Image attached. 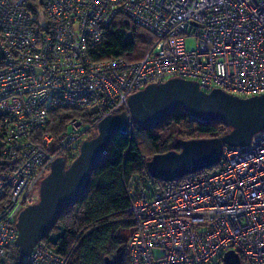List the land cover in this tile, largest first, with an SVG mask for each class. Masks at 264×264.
<instances>
[{
  "label": "built area",
  "instance_id": "built-area-1",
  "mask_svg": "<svg viewBox=\"0 0 264 264\" xmlns=\"http://www.w3.org/2000/svg\"><path fill=\"white\" fill-rule=\"evenodd\" d=\"M30 1L0 0V264L51 162L101 117L126 109L130 93L171 77L206 92H264V0H41L42 18ZM117 13L153 33L149 47L134 60L92 59L88 47ZM58 107L79 114L54 141L37 131ZM126 194L130 264H210L230 249L245 264H264V128L247 144L224 145L212 169L172 181L147 173ZM23 262L67 258L39 240Z\"/></svg>",
  "mask_w": 264,
  "mask_h": 264
},
{
  "label": "water",
  "instance_id": "water-1",
  "mask_svg": "<svg viewBox=\"0 0 264 264\" xmlns=\"http://www.w3.org/2000/svg\"><path fill=\"white\" fill-rule=\"evenodd\" d=\"M182 107L198 122H221L228 130L220 135L177 138L175 146L153 153L146 161L147 173L162 181L217 164L224 145L247 144L251 135L264 128V92L241 97L219 88L206 92L196 81L171 77L149 83L127 96V108L101 117L96 133L83 138L76 155L67 161L57 156L38 183V198L17 214L14 245L19 264L37 241L54 225L62 208L72 205L87 186L91 167L99 162L116 132L127 133L131 122L148 128L165 120ZM105 256V260H107ZM215 264H241L235 250H226Z\"/></svg>",
  "mask_w": 264,
  "mask_h": 264
},
{
  "label": "trees",
  "instance_id": "trees-1",
  "mask_svg": "<svg viewBox=\"0 0 264 264\" xmlns=\"http://www.w3.org/2000/svg\"><path fill=\"white\" fill-rule=\"evenodd\" d=\"M30 2L33 12L41 17V0ZM126 31H130V34L126 35ZM102 36L100 43L88 47L89 55L94 60L111 56L137 59L153 39L149 29L134 24L119 13L103 28ZM78 114L79 111L71 107L53 108L49 110L47 123L37 133L47 131L54 141H58L69 130L68 120ZM170 126L173 129H169ZM227 130L228 127L221 122L202 123L190 118L182 107L148 128H140L136 122H131L127 133L116 132L112 135L102 159L90 169L86 188L72 205L62 208L42 241L56 254L65 256L67 264H130L126 241L134 221L128 211L126 188L135 177L147 174L145 161L155 152L173 148L179 137L220 135ZM95 133L96 125L85 137ZM79 143L72 146L67 160L76 155ZM209 169L212 167L199 171ZM18 256L13 244L9 246L4 263L17 264ZM240 260L241 264H245L241 256ZM19 264H24L23 259Z\"/></svg>",
  "mask_w": 264,
  "mask_h": 264
},
{
  "label": "rangeland",
  "instance_id": "rangeland-1",
  "mask_svg": "<svg viewBox=\"0 0 264 264\" xmlns=\"http://www.w3.org/2000/svg\"><path fill=\"white\" fill-rule=\"evenodd\" d=\"M42 18V17H41ZM42 23H44V20L42 19V21H41ZM128 34H130V33H128ZM193 44H194V39H192V38H187L186 40H185V45H186V48H191L192 46H193ZM169 129H173V126H170L169 127ZM140 138L141 139H143V136H140ZM146 142V141H145ZM67 161H69V160H67ZM9 250V249H8ZM8 250H7V252H8ZM215 260H213L212 262H214ZM211 262V263H212Z\"/></svg>",
  "mask_w": 264,
  "mask_h": 264
}]
</instances>
